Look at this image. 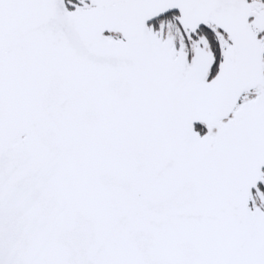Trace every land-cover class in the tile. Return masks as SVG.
<instances>
[{
	"label": "snow or ice",
	"instance_id": "obj_1",
	"mask_svg": "<svg viewBox=\"0 0 264 264\" xmlns=\"http://www.w3.org/2000/svg\"><path fill=\"white\" fill-rule=\"evenodd\" d=\"M0 264H264V0H0Z\"/></svg>",
	"mask_w": 264,
	"mask_h": 264
}]
</instances>
